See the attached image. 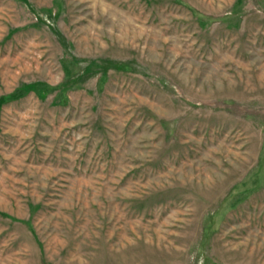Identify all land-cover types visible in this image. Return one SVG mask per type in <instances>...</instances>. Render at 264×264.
<instances>
[{"label":"rangeland","instance_id":"1","mask_svg":"<svg viewBox=\"0 0 264 264\" xmlns=\"http://www.w3.org/2000/svg\"><path fill=\"white\" fill-rule=\"evenodd\" d=\"M12 93L0 264H264V0H0Z\"/></svg>","mask_w":264,"mask_h":264},{"label":"trees","instance_id":"2","mask_svg":"<svg viewBox=\"0 0 264 264\" xmlns=\"http://www.w3.org/2000/svg\"><path fill=\"white\" fill-rule=\"evenodd\" d=\"M38 85H39L38 83L35 85V89H36V90L39 88ZM42 87H43L45 90H48V89H49V87H48L47 84L42 85ZM17 98H18V96H17L15 93H12V94H10V95H8V96H6V97L1 96V97H0V108H1V106H2L5 102L10 101V100H13V99H17Z\"/></svg>","mask_w":264,"mask_h":264}]
</instances>
